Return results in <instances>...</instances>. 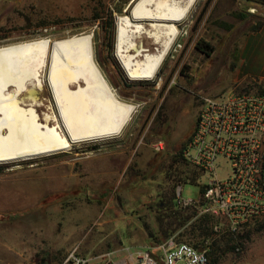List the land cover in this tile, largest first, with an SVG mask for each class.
<instances>
[{
    "label": "rangeland",
    "instance_id": "obj_1",
    "mask_svg": "<svg viewBox=\"0 0 264 264\" xmlns=\"http://www.w3.org/2000/svg\"><path fill=\"white\" fill-rule=\"evenodd\" d=\"M132 1L0 0V45L90 32L94 60L104 77L120 99L136 105L117 136L0 162V264H71L65 261L72 251L86 264H99L107 253L128 260L137 251L150 250L158 241L149 237L146 225L156 231L161 194L170 193L179 182L181 197L196 199L207 178L200 176L196 183L174 178V171L184 169L174 162V154L191 136L202 98L231 89L264 88V76L240 75L246 39L256 32L264 34V0H195L176 23L179 34L150 80L130 79L115 53L118 18L128 14L125 10ZM188 2L145 0L142 6L145 14L157 16L170 5L184 8ZM98 14L102 17L95 18ZM131 24L122 53L133 54V60L142 63L154 60L170 38L171 23ZM197 43L211 47L209 54L196 48ZM38 69L42 87L29 79L18 95L19 103L33 107L40 121L49 120L59 128L46 83V62ZM79 84L83 85L81 80ZM69 86L76 88V83ZM15 88L10 85L5 93ZM28 89L36 90L30 94L32 100ZM225 172L227 167L217 170L218 176ZM219 222L212 226L216 233L226 230L214 229ZM233 235L211 264H264V215Z\"/></svg>",
    "mask_w": 264,
    "mask_h": 264
},
{
    "label": "bare ground",
    "instance_id": "obj_2",
    "mask_svg": "<svg viewBox=\"0 0 264 264\" xmlns=\"http://www.w3.org/2000/svg\"><path fill=\"white\" fill-rule=\"evenodd\" d=\"M144 1L133 0L130 14L120 16L116 26L115 53L128 77L134 80H150L156 75L179 34L176 23L186 17L195 0H189L184 8L170 5L157 16L145 14ZM141 20L171 23L165 48L145 63L134 61L133 54L122 53L121 46L131 22ZM139 25L136 24L138 30ZM44 62L59 128L49 120L40 121L37 111L21 106L18 99L29 79L37 81L38 89L42 87L38 68ZM70 83H76V88H70ZM10 85L16 87L15 92L7 94L5 90ZM35 92L28 89L27 97L32 100L30 94ZM135 108L134 103L117 96L101 72L94 60L90 32L0 45V162L67 151L75 143L117 136Z\"/></svg>",
    "mask_w": 264,
    "mask_h": 264
},
{
    "label": "built area",
    "instance_id": "obj_3",
    "mask_svg": "<svg viewBox=\"0 0 264 264\" xmlns=\"http://www.w3.org/2000/svg\"><path fill=\"white\" fill-rule=\"evenodd\" d=\"M183 156L206 176L198 198H182L180 184L175 203L193 207L198 214H210L230 232L264 215V91L231 89L218 96H204L194 130ZM227 167L225 175L217 170ZM65 262L86 264L72 251ZM209 264L207 249H199L169 237L153 248L135 252L127 259H114L111 253L99 264Z\"/></svg>",
    "mask_w": 264,
    "mask_h": 264
},
{
    "label": "trees",
    "instance_id": "obj_4",
    "mask_svg": "<svg viewBox=\"0 0 264 264\" xmlns=\"http://www.w3.org/2000/svg\"><path fill=\"white\" fill-rule=\"evenodd\" d=\"M209 1L210 0H207L206 2ZM101 17L102 16H100L99 14L95 16V18ZM259 27L260 25L258 24L253 28V30L256 31L257 29H259ZM196 48H198L202 52H205L206 54H209V51L211 50V47H209L207 44L201 46L199 43H197ZM239 91L249 92L250 90L241 89ZM262 91H264V88L258 90V92ZM36 100L37 99H33V101ZM189 138L187 139V141L189 140ZM185 146L186 144L174 154V162L181 163L184 166L183 170L174 171V178H176L177 181L182 180L181 182L196 183L199 172L183 156V150ZM178 184L179 182L176 184V186ZM193 217H195V219L191 223H189L188 226H185ZM217 220L218 219L215 216L210 214H201L197 216V211L193 207H178L175 203V189H172L170 193L161 194L160 199L156 203V231L149 229L147 225L146 229L148 230L149 237L156 239L158 241L157 243L169 237H172L174 233L178 231V234L174 236L177 241L187 242L199 249L207 247L209 264H211V262L215 260L214 255L218 252V250L222 246L228 245L229 242L234 239L233 232L225 230L221 233H216L213 230L212 226ZM181 228H183V230H180ZM158 237H161L162 239L160 240ZM181 237H184L188 241L181 240ZM206 241L208 242L207 245L204 243Z\"/></svg>",
    "mask_w": 264,
    "mask_h": 264
},
{
    "label": "crops",
    "instance_id": "obj_5",
    "mask_svg": "<svg viewBox=\"0 0 264 264\" xmlns=\"http://www.w3.org/2000/svg\"><path fill=\"white\" fill-rule=\"evenodd\" d=\"M242 55L241 78L248 75L264 76V34L262 32H256L246 39Z\"/></svg>",
    "mask_w": 264,
    "mask_h": 264
},
{
    "label": "water",
    "instance_id": "obj_6",
    "mask_svg": "<svg viewBox=\"0 0 264 264\" xmlns=\"http://www.w3.org/2000/svg\"><path fill=\"white\" fill-rule=\"evenodd\" d=\"M133 2V1H132ZM131 2V3H132ZM131 5V4H130ZM130 5H128V8L125 10V11H127L128 10V14H130V12H131V8H129L130 7Z\"/></svg>",
    "mask_w": 264,
    "mask_h": 264
}]
</instances>
